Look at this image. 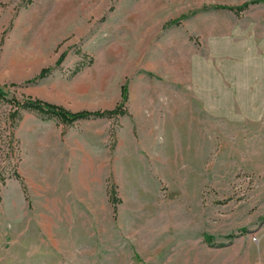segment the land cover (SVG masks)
<instances>
[{
  "label": "rangeland",
  "instance_id": "1",
  "mask_svg": "<svg viewBox=\"0 0 264 264\" xmlns=\"http://www.w3.org/2000/svg\"><path fill=\"white\" fill-rule=\"evenodd\" d=\"M0 88V264H264V0H0Z\"/></svg>",
  "mask_w": 264,
  "mask_h": 264
},
{
  "label": "trees",
  "instance_id": "2",
  "mask_svg": "<svg viewBox=\"0 0 264 264\" xmlns=\"http://www.w3.org/2000/svg\"><path fill=\"white\" fill-rule=\"evenodd\" d=\"M0 95L4 96V92H3V90L1 88H0ZM25 106L27 108L37 109L39 111H43V109H44L43 107H41L39 105H35V104L31 103V102H29ZM48 110H51V111L55 110V112L61 117L62 120L70 122V123L73 122V121L79 120L81 118H85V115H88V114H86L84 112L72 113V112H69V111L64 110V109H50V108H48ZM51 111H48V112H51ZM114 112H117V111H112L111 113H114ZM52 113H54V112H52Z\"/></svg>",
  "mask_w": 264,
  "mask_h": 264
}]
</instances>
